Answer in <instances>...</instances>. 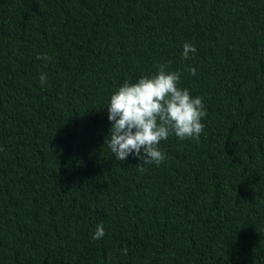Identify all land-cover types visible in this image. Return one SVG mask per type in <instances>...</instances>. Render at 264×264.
I'll return each instance as SVG.
<instances>
[{
	"label": "trees",
	"instance_id": "obj_1",
	"mask_svg": "<svg viewBox=\"0 0 264 264\" xmlns=\"http://www.w3.org/2000/svg\"><path fill=\"white\" fill-rule=\"evenodd\" d=\"M168 61L204 130L141 172L107 106ZM0 147V264H264V0H0Z\"/></svg>",
	"mask_w": 264,
	"mask_h": 264
},
{
	"label": "clouds",
	"instance_id": "obj_2",
	"mask_svg": "<svg viewBox=\"0 0 264 264\" xmlns=\"http://www.w3.org/2000/svg\"><path fill=\"white\" fill-rule=\"evenodd\" d=\"M182 47L185 60L197 52L191 43L185 42ZM38 59L47 62L51 58L40 54ZM170 65L171 61L158 63L151 76H141L135 82L125 81L112 93L107 106L108 119L112 123L105 144L119 161L127 160L130 155L142 161L137 165L141 172L146 166H158L165 161L166 154L159 145L170 134L198 141L204 130L202 118L207 113L202 98H194L189 89L180 87L181 73L170 71ZM188 71L196 74L194 67ZM39 80L44 86L46 73H42ZM104 235L101 223L92 238L99 240ZM121 252L127 255L126 248Z\"/></svg>",
	"mask_w": 264,
	"mask_h": 264
}]
</instances>
